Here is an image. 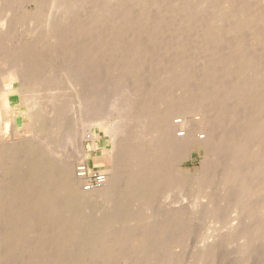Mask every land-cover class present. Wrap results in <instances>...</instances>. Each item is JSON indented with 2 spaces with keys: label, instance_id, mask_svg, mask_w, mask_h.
<instances>
[{
  "label": "rangeland",
  "instance_id": "1",
  "mask_svg": "<svg viewBox=\"0 0 264 264\" xmlns=\"http://www.w3.org/2000/svg\"><path fill=\"white\" fill-rule=\"evenodd\" d=\"M35 1L0 0V89H4L0 90V106L10 113L5 118L0 116V264H264V40L261 41L264 39V0L245 1L250 3L245 5H251V8L246 7L248 12L252 10L249 13L252 32L242 29L241 34L251 40L246 42L252 44L243 42L244 47L249 46L251 50L243 48L239 56H235L237 59L230 57L227 61L223 59L226 49L222 50L225 53L217 49L222 40L213 47L217 54H212L211 50L205 59L196 48L186 45L194 33L189 35L182 28L178 31L168 25L167 28L166 25L159 28L148 25L147 29L137 25V30L131 23L135 28L117 24L118 31L109 30L106 28L109 17L107 20L100 15L105 0H101L102 3L90 0L94 1L92 5L89 1V4L81 3L82 6L79 0H70L76 4L69 0ZM181 36L187 40H182ZM109 37H115L125 46L118 52L120 61L116 63L128 67L138 63L137 69L149 75L141 84L143 88L146 87L144 83L148 89L154 83L159 89L165 88L164 92L160 90L161 93H165L169 102L185 107L189 113L187 118L202 116L198 110L209 100L212 107L207 108L213 112L214 122L219 120L216 124L221 135L216 152L205 157L200 150L193 153V159L183 163L187 178L175 181L172 173H168L167 178L174 179L168 182L164 177L168 183H162L163 189L155 190L159 189L158 194L165 195L159 194L155 198L154 191L151 201L149 198L145 203L139 200L123 202L130 203L129 206L119 200L101 201L98 197L103 193L99 188L103 186H95L87 178L79 183L77 178L82 167L94 178L113 173L107 123L85 143V158L74 169L79 193L73 195L67 190L62 173L64 159L78 151L75 139L78 129L74 97L75 45ZM204 62L208 66L212 62L214 68L217 64H221L219 68L222 65L229 68L214 69ZM243 63L246 64L244 69ZM171 68L179 71L176 73ZM231 68L233 72L225 71ZM201 69L207 73L214 71L209 75L212 77L215 73L218 77L222 71L228 74L223 72L225 77L221 74L218 81L211 78L209 82L205 78L209 76ZM187 72L189 78L183 77L182 81L176 78ZM157 76L159 79L164 77V80L160 79L163 83H158ZM212 79L215 80L213 85ZM207 94L212 95L210 99ZM157 138L154 139L158 141ZM145 180L156 184V181L151 182L152 178ZM166 184L172 186L168 185L170 191L163 187ZM82 192L84 196H81ZM125 207L130 209L129 214ZM179 210L183 213L185 210V213L174 216Z\"/></svg>",
  "mask_w": 264,
  "mask_h": 264
},
{
  "label": "bare ground",
  "instance_id": "2",
  "mask_svg": "<svg viewBox=\"0 0 264 264\" xmlns=\"http://www.w3.org/2000/svg\"><path fill=\"white\" fill-rule=\"evenodd\" d=\"M36 1H35V3H37ZM54 1H56V0H54ZM74 1H76V0H74ZM89 1L90 0H79V3H80V5H81V3L84 5L87 2L89 4ZM245 1H249V0H105V1H103V2H105L104 3L105 7L103 5L102 6L100 5L101 6L100 8L103 9V7H104L105 10L103 9L102 14L99 13V12H102V11H100L101 9L97 13L102 15V18L105 17L107 19L109 17L111 22L108 21V24H106L107 25L106 28H108L109 30H112V29L116 30L117 28H115V25H117V24H125L123 26L125 27L127 25V28H129L128 27V25H129L132 28L133 26H131V23L134 24L135 27H137V30L139 29L138 26L139 27L142 26V28H143V26L146 27L148 25H149L148 27H150V25H151L152 27H155V28H159L162 26L165 27V25L167 28V25H168L170 27L171 26L175 27V29L177 28L178 31L180 30L179 28H182V29H184V32H187V34L190 35L191 33H194V35H196V36L191 35L192 38H189V43L187 42L188 41L187 39H186L187 40L186 41V40H184L183 36H181V37H183L182 40L186 41V45L189 44L191 47L196 48L197 53L199 52L200 55H202V57L207 59L208 54H210L212 52H213L212 54H214V51L216 49L213 51V47H216L220 44L219 45L220 47L217 49H219V51L222 53L224 52L222 50L226 49L227 53L224 52L225 55L223 56L224 57L223 59L228 60L230 57L236 58L237 56H239L238 53H240L243 48H246V47H244L243 42L245 43L246 40L251 42L250 39H247L248 37L245 35L246 32H244V35L246 36V38H245V36H243V34H241L242 29H244L243 31H245V30L247 31V30H250V27L252 26L251 25L252 24V22H251L252 16L249 14V13H251L250 11H252V10L249 9L250 11L248 12V9H247L248 5H245V4L249 3V2H245ZM90 2L91 3L89 5H92V3L94 1L93 2L90 1ZM100 2H101V0H100ZM252 2H253V0H252ZM70 3L76 4V2H71V1H70ZM85 6H87V5H85ZM250 6L251 5H249V7ZM11 7H12V5H11ZM74 7H76V6H74ZM76 9H77V7H76ZM66 10H68V9H66ZM88 10H90V9H88ZM100 15H99V17H100ZM2 16H3V14H2ZM70 16H72V15H70ZM94 16H96V14ZM91 17H93V15ZM99 17L97 16V18H99ZM259 17H262V16L260 15ZM38 18H40V17H38ZM113 18H114V20H112ZM106 21L104 23H106ZM135 27H133V28H135ZM148 27H146V28L148 29ZM164 30H166V29H164ZM116 31H118V30H116ZM178 31H176L177 34H179ZM146 32H147V30H146ZM181 32H183V31H181ZM251 32L247 31V33H251ZM103 34H104V32H103ZM111 34H112V32H111ZM118 37L119 36L117 35V39L119 40ZM262 37H263V35H262ZM48 38H49V36H48ZM249 38L252 39L253 37H249ZM94 39H89V40H86L83 42L81 41L82 43L80 42L79 44L75 45V48H74L75 49V51H74V76H75V79H74L75 80L74 97H75V105H76L75 106V108H76L75 114L77 116V123H78V126H77L78 129H77V134L75 136V139H76V146L78 147L77 148L78 151H76V154H74L72 156L69 155L70 157L67 159L65 158L66 160L64 159V163H62V165H63L62 166V173H63L65 186L68 188L67 190H69L73 193V195H74V193L80 192V191L78 192L79 189H78V184L76 183V179L74 176V169L78 165V163L80 162L79 164H81L82 160L85 158V155H86L85 154L86 153L85 143H87L88 139L90 140V139L94 138V134H95L96 130L97 129H98V131L101 130V127L104 126L105 123H107L108 124V136H109V140H110L109 141L110 142L109 143L110 144L109 151L113 155L112 159L114 162L112 161L113 162L112 164H114V166H112V167L114 170H113V173L110 174L109 176L104 175L103 178L100 180V182H98L95 185L98 187L103 186V187H101V189L99 188V191L100 192L102 191L103 194H102V196H100L98 198L101 201L103 200L105 202H112V201L117 202V200H119V202H122L123 205H126L123 202H126L127 200H128V202L131 201L130 203H133L136 200H139V202L143 201L145 203L149 200V198H150L149 201H151V197L153 198V196H151V195L154 193V191L157 193V194L156 193L154 194L155 198H157L156 195L160 194V193L158 194V192H159L158 190L159 189L161 190L162 183L164 184V182H165L164 177L167 178L166 175L169 176V174L172 173V175L175 178L172 177V175H170V176L172 178H174L175 181L176 180H183V179L187 178V175L185 173L186 170L183 167V163L186 162L187 160L193 159V153L194 152L202 150L203 153L205 154V157L210 155L213 151L216 152L215 148L217 145L218 146L220 145L219 144V138H220L219 136H221L220 132H219L220 129H219V127H217L218 123L216 124L218 119H216V122H214L215 121V119H213L214 114H212L213 112L210 111L209 107H212V106H209V102H210L209 100L207 101L208 103L206 101H204V102H206V105L204 104L205 107H203V108H202L203 105H201L202 102L200 101L201 104L198 103L199 104L198 106L201 105V108L197 106L198 108H200L198 111L202 114V116H200L199 118H195V116H193V118H190V119L187 118L186 115H188L189 113L187 114L185 107L181 106L180 104H179L180 105L179 106L178 104H174L173 102L172 103L169 102V99L165 98V95H164L165 93H161L160 90H162V89H159V85H155V83H154V85L152 86V83H151L150 85L152 87L150 86L151 88L148 89V88H146L147 85L144 83V85L146 87L143 88V86L141 84L144 82V79L147 78L149 75L148 74H147L148 76L144 75L145 71L142 73V72H140L141 70L139 71L137 69L138 68L137 66L139 65L138 63H137V66L135 64H133L132 67L131 66L128 67L129 65L128 66L122 65L119 62H118V64L116 63L119 60L117 56H120V54L118 52L120 50H122L123 48H125V46H122L120 41L115 39V37L96 39V40H94ZM190 39H191V41H190ZM192 39H194V40H192ZM219 39L222 40V45H221V41L219 42V44L217 43L219 41ZM262 40H264V39L261 38V41ZM184 41H183V43L185 45ZM246 43H248V42H246ZM248 44H252V43H248ZM248 44H246V45H248ZM189 45H187V46H189ZM255 45H257V44H255ZM187 46H185V47H187ZM139 47H141V46H139ZM167 47H169V46H167ZM37 48H38V46H37ZM137 49H138V47H137ZM196 49H195V51H196ZM246 49L251 50V48L249 46ZM246 49H245V51H246ZM69 50H71V49H69ZM138 50H135V51L138 52ZM211 50H212V52H211ZM243 52H244V50H243ZM248 52H250V51H248ZM117 53L119 55H117ZM253 53L254 52L252 51V54ZM262 53H263V51H262ZM215 54H217V53H215ZM220 54H218V55H220ZM245 54L248 55V53H245ZM138 57H140V56H138ZM210 57H211V55H210ZM210 57H209V59H210ZM216 57H217V55H216ZM216 57H214V58H216ZM252 57H253V55H252ZM218 58H219V56H218ZM171 59H172V57H171ZM231 59L229 60V62H231ZM243 59H245V58H243ZM173 60H174V58H173ZM211 60H212V58H211ZM186 61H188V60H186ZM205 61H207V60H205ZM214 61H215V59H214ZM199 62L201 63V61H199ZM204 63H206V62H204ZM204 63H202L203 66H205ZM202 64H201V66H202ZM211 64H212V62L209 64V66L213 67V65H211ZM233 64H234V62H233ZM243 64H241L242 65L241 67H243V69H244L245 68L244 66H246V64H244V65ZM218 65H221V64L216 65L219 68ZM198 66H199V64H198ZM203 66L201 68H203ZM206 66H208L207 63H206ZM223 66L225 67L226 65H222V68H223ZM169 67H171V66H169ZM208 67L206 68L207 71H208ZM217 67H215V68H217ZM232 67L234 68L235 66L232 65ZM228 68H229V66L228 67L226 66V69H228ZM162 69H163V67H162ZM196 69L197 68H195V70ZM203 69H201V71H203ZM226 69H225V71H227V72L228 71L230 73L233 72L232 68L230 69L232 71L226 70ZM26 70H27V68H26ZM174 70L173 71L177 73L176 70H178V68H176V69L174 68ZM190 70H191V68H190ZM216 70H215V72H216ZM196 71L199 72L200 70L199 71L196 70ZM207 71L206 72L203 71V72H205L208 76L211 74H214V71L211 73L208 72L210 74H208ZM209 71H211L210 68H209ZM223 72L224 71H222V73ZM227 72H224V73L228 74L229 72L228 73ZM187 73H184L178 77H176V74H175V77L178 79H181V81H182V79H184V78L187 79L186 76L187 77L189 76L190 73H188V74ZM199 73H201V72H199ZM222 73H220V75ZM156 74H155V77H156ZM171 74H172L171 76H174L173 73H171ZM259 74H261V73H259ZM203 75H204V73H203ZM203 75H202V78H203ZM220 75H217V76L219 77ZM222 75L224 76V74H222ZM232 75H233V73H232ZM18 76H20V74H18ZM212 76H209L208 78H207V76H205V78L207 80L211 79V78H216V80L218 81V79H217L218 77H216V73H215V77H212ZM157 77L158 78H156V79H159L160 76H157ZM175 77H173V78H175ZM224 77H222V78H224ZM229 77L231 78V76H229ZM154 78H150V79H154ZM194 78H196V77H194ZM160 79L158 81L159 84L161 82L163 83V81L160 82ZM200 79H201V77H200ZM197 80H199V79L197 78ZM202 81H204V78ZM208 81L210 82V80H208ZM211 81H212L211 83L213 85V82H215V80L213 81V79H212ZM145 82H147V81H145ZM156 82H157V80H156ZM177 82H180V81H177ZM207 82H206V84L209 85V82L208 83ZM199 83H200V81H199ZM203 83H205V82H202V84ZM161 85H160V87H161ZM208 85L206 86L204 84V87L208 88ZM214 85H215V83H214ZM219 85H221V83ZM200 86H201V84H200ZM222 86H223V84H222ZM215 89L217 90V88H215ZM228 89H226V90H228ZM0 90H4V89H0ZM164 90H165V88H164ZM164 90H162V91L164 92ZM205 90H203V91H205ZM249 90H250V88H249ZM210 93H214V91L210 90ZM214 94H213V96H215ZM210 96H212V95L210 94ZM210 96L208 95L209 99H210ZM200 97H201V95H200ZM166 99H168V100H166ZM211 99H212V97H211ZM214 100H217V99H214ZM243 100H244V98H243ZM185 104L186 103H184V105ZM195 104H197V103H195ZM36 105H38V104L36 103ZM210 105H211V103H210ZM207 106H209V107L207 108ZM211 109H213V108H211ZM221 111L223 112V110H221ZM9 114L10 113L8 110H5L4 108H2L0 106V116L1 117L5 118L6 116H9ZM234 119H235V117H234ZM263 128L264 127H262V129ZM257 130L259 131V128ZM253 131H254V129H253ZM152 136L154 138L157 136L158 141L154 138L152 139ZM233 137H234V135H233ZM154 140H156V141H154ZM234 148H235V145H234ZM235 149H234V151H235ZM245 160H246V158H245ZM217 165H218V163H217ZM231 166H232V164H231ZM203 167H205V166H203ZM229 168H231V167H229ZM79 170H81V169H79ZM141 177L142 178H144V177L145 178H147V177L152 178V180L153 179L154 180L151 182L156 181V184L154 185L155 182L151 183L152 184V186H151L149 181L145 180V178L143 179L144 180L143 181V180H141L142 179ZM77 178L79 180V183L86 181V179L84 177H81L80 175H77ZM174 179L170 178L171 181ZM149 180H151V179H149ZM170 180L167 178L168 182ZM142 181L143 182L147 181L148 184H150V185H148L146 182H145L146 183L145 184ZM140 182H142L143 184ZM210 182H212V180ZM138 184H139V186H137ZM168 185L171 186L170 184H168ZM168 185L166 184L167 187L166 186H163V187H165L169 190L170 187ZM183 185H184V182H183ZM93 188H91V189H93ZM156 188H159V189L155 190ZM165 188H164V191H166V193H168L167 192L168 190H166ZM177 188H178V186H177ZM96 189L98 190V188H96ZM81 194H83L81 196H84L83 192ZM163 194H160V195L163 196ZM155 198L152 200L154 201ZM130 203L127 204L126 206H129ZM120 206H118V208ZM123 209H124V207H123ZM148 209L152 210V209H150V207ZM178 209H180V208H177V210ZM125 210H127V212ZM125 210L124 211L126 213H128V210H130V209H128V208L126 209V207H125ZM183 211L185 213V210H183ZM121 213H122V211H121ZM176 213L179 215V217H180V215L184 214L183 212H181L179 210V213L175 212L173 215L177 216ZM123 214H125V213L123 212ZM166 214H169V213H166ZM171 218H172V216H171ZM139 239H141V238H139ZM224 239H226V238H224ZM152 254H153V252H152Z\"/></svg>",
  "mask_w": 264,
  "mask_h": 264
},
{
  "label": "built area",
  "instance_id": "3",
  "mask_svg": "<svg viewBox=\"0 0 264 264\" xmlns=\"http://www.w3.org/2000/svg\"><path fill=\"white\" fill-rule=\"evenodd\" d=\"M88 173L89 171L84 167H82L81 170L78 171V175H80L81 177H84L85 179L87 178L89 182H92L94 184H97L98 182H100V180L104 176L103 174H99L100 176L98 178H94L93 175L91 176Z\"/></svg>",
  "mask_w": 264,
  "mask_h": 264
}]
</instances>
